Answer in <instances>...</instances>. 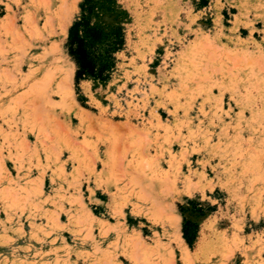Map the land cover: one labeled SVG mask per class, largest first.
Returning a JSON list of instances; mask_svg holds the SVG:
<instances>
[{"label": "rangeland", "instance_id": "rangeland-1", "mask_svg": "<svg viewBox=\"0 0 264 264\" xmlns=\"http://www.w3.org/2000/svg\"><path fill=\"white\" fill-rule=\"evenodd\" d=\"M0 264H264V0H0Z\"/></svg>", "mask_w": 264, "mask_h": 264}, {"label": "trees", "instance_id": "trees-1", "mask_svg": "<svg viewBox=\"0 0 264 264\" xmlns=\"http://www.w3.org/2000/svg\"><path fill=\"white\" fill-rule=\"evenodd\" d=\"M114 35L110 39L102 28L92 25L86 16L70 27L67 46L77 67V84L87 77L101 80L110 77L114 67V54L124 43L119 31H115Z\"/></svg>", "mask_w": 264, "mask_h": 264}]
</instances>
